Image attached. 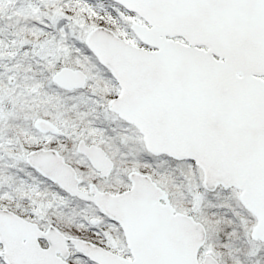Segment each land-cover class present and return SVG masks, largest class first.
I'll return each instance as SVG.
<instances>
[{
	"label": "water",
	"instance_id": "obj_1",
	"mask_svg": "<svg viewBox=\"0 0 264 264\" xmlns=\"http://www.w3.org/2000/svg\"><path fill=\"white\" fill-rule=\"evenodd\" d=\"M113 1L146 21L147 26L136 24L132 29L155 51L135 48L104 27L88 32L86 46L120 87L109 109L138 129L149 153L193 161L202 171L206 191L218 186L240 190L241 204L256 218L251 238L264 242V94L252 92V70L236 66L238 40L247 38L252 18L264 16V1ZM173 37L188 45L172 41ZM52 80L71 90L83 87L86 75L65 67ZM36 127L57 132L45 120H38ZM77 150L102 177L110 173L113 165L101 148L79 141ZM26 160L64 191L93 202L117 222L132 259L65 237L53 226L43 232L0 209L4 263L69 264L68 245H73L97 264H199L205 228L176 212L167 193L149 176L131 171L130 189L120 194L100 192L93 184L85 192L78 189L80 180L73 168L55 150H33ZM39 239L45 240V248ZM201 263L219 264L209 254Z\"/></svg>",
	"mask_w": 264,
	"mask_h": 264
},
{
	"label": "rangeland",
	"instance_id": "obj_2",
	"mask_svg": "<svg viewBox=\"0 0 264 264\" xmlns=\"http://www.w3.org/2000/svg\"><path fill=\"white\" fill-rule=\"evenodd\" d=\"M136 24L146 25L139 15L111 0H0V209L43 230L54 226L67 237L131 258L118 224L25 162L28 151L55 149L75 169L84 190L92 183L100 191L118 194L130 187L129 171L149 175L176 212L205 228L199 261L209 254L219 264H264V243L250 237L256 218L241 204L239 190L206 191L197 165L148 153L138 130L109 110L119 87L87 49L84 38L91 29L104 27L147 49L133 32ZM62 67L84 72L86 85L71 91L60 88L52 76ZM38 119L52 123L60 133L38 131ZM4 137L12 143L2 147ZM80 140L105 151L113 162L109 176L101 178L76 151ZM68 261L93 264L72 248ZM0 264H5L2 257Z\"/></svg>",
	"mask_w": 264,
	"mask_h": 264
},
{
	"label": "flooded vegetation",
	"instance_id": "obj_3",
	"mask_svg": "<svg viewBox=\"0 0 264 264\" xmlns=\"http://www.w3.org/2000/svg\"><path fill=\"white\" fill-rule=\"evenodd\" d=\"M252 38L248 50L241 51L238 67H246L253 75L251 90L255 94H264V17L251 26ZM241 63L244 65L242 66ZM78 254V253H75ZM79 255V254H78Z\"/></svg>",
	"mask_w": 264,
	"mask_h": 264
},
{
	"label": "bare ground",
	"instance_id": "obj_4",
	"mask_svg": "<svg viewBox=\"0 0 264 264\" xmlns=\"http://www.w3.org/2000/svg\"><path fill=\"white\" fill-rule=\"evenodd\" d=\"M18 1V3L19 2H22V0H17ZM11 3V7H12V9H14L15 8V3H13L12 1L10 2ZM15 11V10H14ZM15 13V12H14ZM15 14H17V13H15ZM17 16H18V14H17ZM111 31V30H110ZM14 122H17V121H14ZM129 124V123H128ZM130 125V124H129ZM13 125H10V127H12ZM13 131V130H12ZM5 138V137H4ZM7 142H9V144L8 145H10L12 142H10L7 138H5V140H2V144L3 145H1L2 147H4V146H6L7 145ZM223 188V187H222Z\"/></svg>",
	"mask_w": 264,
	"mask_h": 264
}]
</instances>
